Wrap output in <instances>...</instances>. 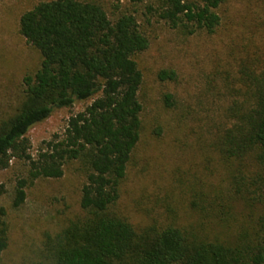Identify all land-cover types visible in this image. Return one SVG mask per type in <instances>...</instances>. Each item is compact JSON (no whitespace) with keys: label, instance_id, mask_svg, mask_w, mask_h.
<instances>
[{"label":"trees","instance_id":"obj_1","mask_svg":"<svg viewBox=\"0 0 264 264\" xmlns=\"http://www.w3.org/2000/svg\"><path fill=\"white\" fill-rule=\"evenodd\" d=\"M146 1L148 14L188 34H213L224 2ZM18 31L40 63L23 77L15 106L0 116V170L13 158L28 165L13 207L24 203L28 181L60 179L70 162L84 174L81 214L45 237L43 264H264V50L247 51L237 64L224 122L214 134L228 194L213 184L207 190L196 178L189 182L190 208L209 227L200 234L174 224L135 226L115 210L141 136L143 75L136 58L149 41L136 17L116 8L111 19L94 1L45 0L20 15ZM158 76L173 80L175 72ZM79 104L85 106L70 115L63 134L32 158L28 132ZM5 216L0 208V264L8 243Z\"/></svg>","mask_w":264,"mask_h":264},{"label":"rangeland","instance_id":"obj_2","mask_svg":"<svg viewBox=\"0 0 264 264\" xmlns=\"http://www.w3.org/2000/svg\"><path fill=\"white\" fill-rule=\"evenodd\" d=\"M40 1L45 0H0V116L15 106L23 77L39 67L40 55L19 34L18 20ZM81 1L100 4L111 19L116 8L132 13L149 41V48L136 58L143 75L138 94L140 141L120 184L115 210L135 226L174 224L206 234L209 227L190 208L188 186L196 178L207 190L213 184L229 192L225 167L213 148L214 134L224 122L228 85L234 83L237 64L247 51L264 50V0H224L213 34L171 28L147 13L146 0ZM162 71H174L175 78L160 80ZM166 96L171 98L166 101ZM84 106L58 110L33 127L27 134L31 157L63 134L70 115ZM27 171V163L15 158L0 170V208L6 213L8 233L2 264H43L45 237L81 214L84 174L77 162L68 163L60 179L28 181L24 203L14 208L15 187L27 178Z\"/></svg>","mask_w":264,"mask_h":264}]
</instances>
